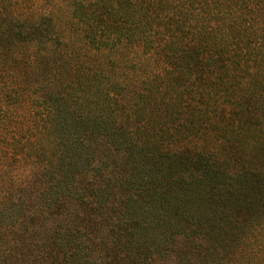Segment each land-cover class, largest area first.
<instances>
[{
  "label": "trees",
  "instance_id": "1",
  "mask_svg": "<svg viewBox=\"0 0 264 264\" xmlns=\"http://www.w3.org/2000/svg\"><path fill=\"white\" fill-rule=\"evenodd\" d=\"M30 227L77 261L264 264V0H0V239Z\"/></svg>",
  "mask_w": 264,
  "mask_h": 264
},
{
  "label": "rangeland",
  "instance_id": "2",
  "mask_svg": "<svg viewBox=\"0 0 264 264\" xmlns=\"http://www.w3.org/2000/svg\"><path fill=\"white\" fill-rule=\"evenodd\" d=\"M16 165H12L15 167ZM11 167V171H12ZM15 171V169H14ZM9 177V176H8ZM40 229L38 225L34 226V229ZM35 229V230H36ZM30 231H32L30 227ZM32 231V236H33ZM37 232L32 240H26L21 243L18 247H13L12 244L8 241L4 242L3 239H0V264H108V258L103 256H95L92 260H83L80 258L79 261L73 260L66 256L63 252H58L53 254L50 252H43L39 249V244L41 241V236H38ZM45 237V235H43ZM43 241V237H42Z\"/></svg>",
  "mask_w": 264,
  "mask_h": 264
}]
</instances>
